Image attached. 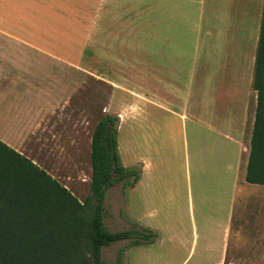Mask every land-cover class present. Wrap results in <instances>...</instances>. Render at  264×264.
I'll use <instances>...</instances> for the list:
<instances>
[{"label": "crops", "instance_id": "1", "mask_svg": "<svg viewBox=\"0 0 264 264\" xmlns=\"http://www.w3.org/2000/svg\"><path fill=\"white\" fill-rule=\"evenodd\" d=\"M263 2L0 0V141L32 160L25 139L42 138L51 115L81 118L67 96L83 77L153 82L116 136L121 166L141 165L129 211L159 235L134 250L141 264H264V186L245 182ZM140 120L141 140L138 128L124 138Z\"/></svg>", "mask_w": 264, "mask_h": 264}, {"label": "trees", "instance_id": "2", "mask_svg": "<svg viewBox=\"0 0 264 264\" xmlns=\"http://www.w3.org/2000/svg\"><path fill=\"white\" fill-rule=\"evenodd\" d=\"M252 90L256 108L245 182L264 186V2L256 48ZM118 119L106 115L95 126L90 144V183L83 202L32 160L0 141V264H104L102 249L129 241L148 247L159 235L132 224L108 232L103 223L105 191L139 175L121 166L117 152ZM132 185V184H131ZM124 248L116 253L123 259Z\"/></svg>", "mask_w": 264, "mask_h": 264}, {"label": "rangeland", "instance_id": "3", "mask_svg": "<svg viewBox=\"0 0 264 264\" xmlns=\"http://www.w3.org/2000/svg\"><path fill=\"white\" fill-rule=\"evenodd\" d=\"M152 35L153 30H148L145 35L146 42H153ZM136 57H131L130 59L141 60V56ZM146 83L152 84L153 82L101 81L83 77L81 85L74 92V95L67 96V99L69 98L67 103L69 108L75 107L74 105L82 108L81 118L78 120V116L72 111L73 109H69L71 111L67 110L64 125L59 123L62 128H57L59 125L53 124L52 120L54 118L58 122L59 117L57 114L51 115L49 117V126L51 128L43 131L42 138L35 135L33 138L25 139L27 142L25 149L28 156L32 157L34 163L69 190L75 198L83 202L88 195L91 175L89 159L86 153L87 138L93 132L96 124L106 115L117 119L122 115L127 119L133 117L134 120V116H141V93H145L147 96L151 95L148 91L143 92ZM61 118L63 117L59 118V122ZM132 128L139 129L137 138L140 137L141 140V120L139 124L136 123L134 125H130L129 122L124 123L122 127L124 138L130 136ZM58 129L62 131L63 136L54 139L44 137V132L48 130L56 132ZM6 131L10 135V132ZM75 144L77 145L75 146ZM137 152H140L139 156H141V151ZM174 167L173 164L169 166L171 169ZM127 170H134L140 177L141 165L136 164L131 168H127ZM132 181L133 178H130L127 181L128 183L120 181L105 191L103 223L108 232L126 231L131 228L132 224L138 223L134 212L129 211L126 199V192L138 182L133 184ZM138 212L141 213L140 210ZM128 244L129 241H122L103 248L101 258L104 264H117L116 253L120 248H124L123 259L120 264H141L140 253L134 251L136 248H129ZM183 259L184 257L173 258V261L168 260L165 264H177V262L179 264ZM143 262L144 264H149L146 259Z\"/></svg>", "mask_w": 264, "mask_h": 264}]
</instances>
